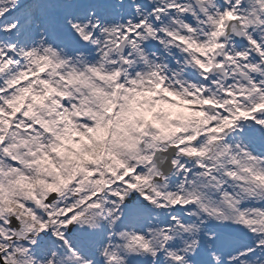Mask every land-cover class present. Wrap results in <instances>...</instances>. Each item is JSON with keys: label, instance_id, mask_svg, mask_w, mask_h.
<instances>
[{"label": "snow or ice", "instance_id": "snow-or-ice-1", "mask_svg": "<svg viewBox=\"0 0 264 264\" xmlns=\"http://www.w3.org/2000/svg\"><path fill=\"white\" fill-rule=\"evenodd\" d=\"M0 264H264V0H0Z\"/></svg>", "mask_w": 264, "mask_h": 264}]
</instances>
